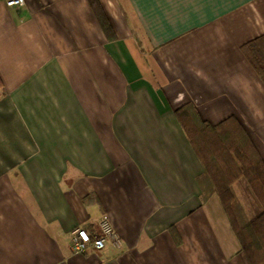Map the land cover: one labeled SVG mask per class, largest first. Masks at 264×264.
<instances>
[{"label":"crops","instance_id":"0c3cea01","mask_svg":"<svg viewBox=\"0 0 264 264\" xmlns=\"http://www.w3.org/2000/svg\"><path fill=\"white\" fill-rule=\"evenodd\" d=\"M262 36L264 0H0V264H248L174 112L264 163ZM104 216L120 248L72 253Z\"/></svg>","mask_w":264,"mask_h":264},{"label":"trees","instance_id":"16d2710c","mask_svg":"<svg viewBox=\"0 0 264 264\" xmlns=\"http://www.w3.org/2000/svg\"><path fill=\"white\" fill-rule=\"evenodd\" d=\"M241 52L264 84V36L244 45ZM1 90L0 82V95ZM174 115L203 170L196 180L201 203L216 197L247 263L264 264V163L246 131L234 117L209 125L199 119L192 104ZM240 181L258 204L253 219L234 192Z\"/></svg>","mask_w":264,"mask_h":264},{"label":"built area","instance_id":"2783aa9c","mask_svg":"<svg viewBox=\"0 0 264 264\" xmlns=\"http://www.w3.org/2000/svg\"><path fill=\"white\" fill-rule=\"evenodd\" d=\"M6 7L19 8L24 5V0H4ZM109 241L114 248H120L121 241L114 232L108 218L102 217L98 224V235L91 239L88 233L81 229H76L71 233V246L70 250L74 254H82L87 248L99 251L102 250Z\"/></svg>","mask_w":264,"mask_h":264},{"label":"rangeland","instance_id":"374dc122","mask_svg":"<svg viewBox=\"0 0 264 264\" xmlns=\"http://www.w3.org/2000/svg\"><path fill=\"white\" fill-rule=\"evenodd\" d=\"M233 189H234V192L237 193V196L240 202L242 203L243 208L245 209V213L247 217L249 219H253L257 215L256 205L258 204L255 201V199L251 196V194L249 193L245 183L243 181L237 182L233 186Z\"/></svg>","mask_w":264,"mask_h":264}]
</instances>
